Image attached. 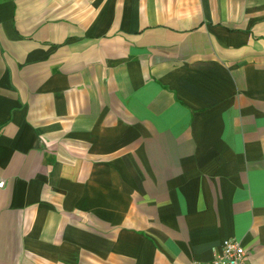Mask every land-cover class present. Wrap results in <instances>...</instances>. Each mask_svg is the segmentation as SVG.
<instances>
[{
    "label": "crops",
    "instance_id": "1",
    "mask_svg": "<svg viewBox=\"0 0 264 264\" xmlns=\"http://www.w3.org/2000/svg\"><path fill=\"white\" fill-rule=\"evenodd\" d=\"M264 264V0H0V264Z\"/></svg>",
    "mask_w": 264,
    "mask_h": 264
},
{
    "label": "built area",
    "instance_id": "2",
    "mask_svg": "<svg viewBox=\"0 0 264 264\" xmlns=\"http://www.w3.org/2000/svg\"><path fill=\"white\" fill-rule=\"evenodd\" d=\"M245 257V250L238 241L224 240L218 256L205 263L192 262L191 264H244Z\"/></svg>",
    "mask_w": 264,
    "mask_h": 264
}]
</instances>
